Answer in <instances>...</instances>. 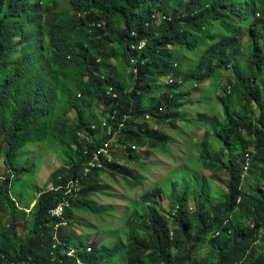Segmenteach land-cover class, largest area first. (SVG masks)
<instances>
[{
	"label": "trees",
	"instance_id": "1",
	"mask_svg": "<svg viewBox=\"0 0 264 264\" xmlns=\"http://www.w3.org/2000/svg\"><path fill=\"white\" fill-rule=\"evenodd\" d=\"M65 1L66 6L48 0L44 9L41 0H0V168L1 161L5 168L0 177V264H78L67 250L87 246L65 238L61 228V245L54 249L51 211L69 200V226L71 212L82 206L75 203L77 197L84 201L96 194L101 175L120 169L106 161L103 170L85 177V165L118 135L156 148L164 138L142 122L145 117L164 125L179 121L188 94L181 89L188 84L197 88L227 70L234 78L216 96L224 118L214 129L221 151L211 152L205 142L201 149L204 158L228 173L222 201L211 199L209 178L196 179L172 197L170 217L161 209L150 210L144 232L129 234L128 264H199L196 254L211 238L218 258L210 264H264V0ZM94 22L102 26L91 27ZM141 41L147 43L145 50H133ZM185 50L199 57L184 75L179 64L185 63ZM133 58L140 61L138 74ZM114 59L132 68L129 78L122 76L121 67L112 68ZM163 77L173 83L159 85ZM110 87L117 100L108 94ZM95 106L103 110L96 114ZM47 141L60 147L63 169L53 175L58 187L42 194L32 210L31 236L22 240L18 203L11 194L16 157L25 144ZM250 146L255 153L244 175L241 163ZM223 150L227 157L221 159ZM254 169L261 173L253 179L257 187L251 190L248 184L243 191L244 179ZM77 179L83 189L73 198L61 187ZM156 192L152 195L158 197ZM145 198L149 201V194ZM8 207L14 220L6 224L3 211ZM221 231L225 236L217 239ZM92 246L89 254L77 253L86 264H103L119 252Z\"/></svg>",
	"mask_w": 264,
	"mask_h": 264
},
{
	"label": "rangeland",
	"instance_id": "2",
	"mask_svg": "<svg viewBox=\"0 0 264 264\" xmlns=\"http://www.w3.org/2000/svg\"><path fill=\"white\" fill-rule=\"evenodd\" d=\"M41 1L45 9L48 0ZM61 1L62 4H66L65 0ZM53 10L50 5L48 11ZM181 56L185 63L182 61L179 67L183 69L185 75L191 71L199 54L185 50ZM174 66L177 67L178 63L174 62ZM120 67L122 76L129 78L132 68L122 67L121 61L114 59L112 68ZM233 78L232 72L227 70L217 73L210 82L206 81L197 88L188 84L181 89V92L188 94L179 112L181 119L173 124L164 125L156 119L145 117L142 122L146 121L151 131L159 132L164 138V141L156 142V148L151 147L152 142L139 144L122 141L118 135L109 144V156H112L113 163H117L120 169L115 173L107 170L101 175L94 186L96 194L90 195L84 201H78L77 197L75 202L77 205H87L91 209L80 206L79 209L72 211L69 218L71 222L68 228H63V236L67 239L80 240L77 245L83 248L94 245L97 248L119 250L118 254L107 256L103 264H128L129 234L136 232V229L141 234L144 232L142 227L144 222L148 221L150 210L163 208L161 209L163 216L170 217L168 206L173 200L172 197L180 196L187 187L191 188L196 179L201 176L209 178L208 192L211 199L216 203L222 201L220 195L222 191L227 190L228 173L220 168L219 163L204 158L206 156L201 149L205 142L203 145L211 152L221 151V141L214 129L224 124V118L216 96L221 87L230 86ZM169 80L168 77L160 78L159 85L169 84ZM99 110H102L101 107H94L96 114L100 113ZM76 118V112L70 114L71 121H75ZM133 146L137 147L138 151L134 152L131 149ZM125 147L128 149L125 150ZM252 149L255 153L253 146L248 148ZM72 150L75 152L76 148ZM226 152L227 150H223L222 155L219 154L221 159L227 157ZM132 154L135 156L134 159L128 160ZM62 159L60 147L49 141L30 142L21 148L16 157L18 170L11 192L20 207L30 208L34 201L40 200L42 192H50L58 187L53 182V175L63 169ZM4 173L5 168L1 161L0 175L4 176ZM259 175L261 173L256 169L248 173L244 179L243 191L244 186L248 184H251V187L249 186L251 190L255 189L257 185L253 184V179ZM263 185L264 183L261 184ZM157 189L160 191L159 194L157 192L154 194L159 195L158 197L152 195ZM147 194L149 201H145ZM190 206L194 211L193 201L190 202ZM32 226L33 221L30 227L22 225L19 238L24 240L30 237ZM223 236L225 234L221 231L217 239ZM211 240L212 238L207 241L206 247L196 254L199 264H210L218 258ZM255 247L259 245L255 244Z\"/></svg>",
	"mask_w": 264,
	"mask_h": 264
},
{
	"label": "built area",
	"instance_id": "3",
	"mask_svg": "<svg viewBox=\"0 0 264 264\" xmlns=\"http://www.w3.org/2000/svg\"><path fill=\"white\" fill-rule=\"evenodd\" d=\"M157 18V17H156ZM159 24V23H158ZM101 27L102 24L101 23H92L91 27ZM134 36H136V34H133ZM146 41H141L139 43H137L136 45H134L132 48L133 50H139L140 52H143L146 48ZM132 66L135 67V74H138V66L140 61H138V59L133 58L131 60ZM145 62H142V65H145ZM168 83H173L172 80H169ZM108 94L110 95V97H112L114 100H117L119 98L118 94L115 92L114 88H108ZM103 110V109H102ZM112 119H115V117H112ZM147 119H150V117H147ZM103 126L106 127L107 126V122L104 121ZM96 129V127H94V130ZM110 144V143H109ZM106 144L104 145L96 154L95 157L92 161H90L88 164L85 165V170H84V176L88 177L94 170H103L105 168V162H109V163H113V158L112 156H109L110 153V145ZM125 150H127L128 148L125 147ZM133 151H138V148L133 146L132 147ZM252 153H254V149L252 150H248L245 153V160L243 163H241L242 168L244 170V175L247 174L248 170L250 169L251 166V160H252ZM244 178V177H243ZM62 190L66 191V195L68 196H74L73 198L77 197V195L79 193H81L82 191V182L80 179L77 180H72L70 181L65 187H61ZM55 189H53L54 191ZM70 203L69 200H66L60 204L57 208L53 209L51 211L50 217L52 220H54V222L56 221L55 224H53V229H54V240H55V245H54V249L57 248V246L61 245V242L59 240V236H58V232L61 228H66L68 227V222L66 220L65 217V213L67 208H69ZM216 237L219 236V233H216L215 235ZM83 250V253L89 254L91 253V248H86V249H80V251ZM79 251V252H80ZM78 250L76 248H69L67 250V257L68 258H74L77 260L78 264H86L84 262H82L80 260V258L78 257L77 253H79Z\"/></svg>",
	"mask_w": 264,
	"mask_h": 264
},
{
	"label": "crops",
	"instance_id": "4",
	"mask_svg": "<svg viewBox=\"0 0 264 264\" xmlns=\"http://www.w3.org/2000/svg\"><path fill=\"white\" fill-rule=\"evenodd\" d=\"M178 82L180 83V81H178ZM164 85H168V84L166 83ZM1 176H3V175H0V177ZM42 194H44V192H42L41 195ZM37 202H39V200H36L33 202L32 206L30 207V210H28L29 208L24 209L17 204V207H18L17 216L19 218V223L21 224L20 226L23 225V227H24L25 225H28L30 227V225L33 221V215H30V214H31L32 210L34 209V207L37 205ZM161 209H163V208H161ZM11 212L12 211L9 209V207L3 211L4 223L9 224L12 221L13 214H11ZM13 220H14V217H13ZM20 228H19V231H20ZM89 247H87V248H89Z\"/></svg>",
	"mask_w": 264,
	"mask_h": 264
}]
</instances>
